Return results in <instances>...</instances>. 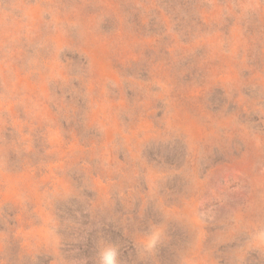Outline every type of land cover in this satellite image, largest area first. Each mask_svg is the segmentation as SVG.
Here are the masks:
<instances>
[{
    "label": "rangeland",
    "instance_id": "374dc122",
    "mask_svg": "<svg viewBox=\"0 0 264 264\" xmlns=\"http://www.w3.org/2000/svg\"><path fill=\"white\" fill-rule=\"evenodd\" d=\"M264 264V0H0V264Z\"/></svg>",
    "mask_w": 264,
    "mask_h": 264
},
{
    "label": "clouds",
    "instance_id": "9594fccd",
    "mask_svg": "<svg viewBox=\"0 0 264 264\" xmlns=\"http://www.w3.org/2000/svg\"><path fill=\"white\" fill-rule=\"evenodd\" d=\"M100 264H116V252L113 248L108 247L101 251Z\"/></svg>",
    "mask_w": 264,
    "mask_h": 264
}]
</instances>
